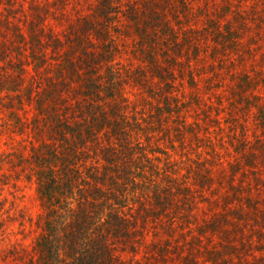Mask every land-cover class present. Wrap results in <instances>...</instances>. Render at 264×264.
<instances>
[{
	"label": "trees",
	"instance_id": "1",
	"mask_svg": "<svg viewBox=\"0 0 264 264\" xmlns=\"http://www.w3.org/2000/svg\"><path fill=\"white\" fill-rule=\"evenodd\" d=\"M102 7L105 18L116 13L108 1ZM83 22L64 41H43L35 24L28 39L16 32L15 61L0 48V264H122V253L137 262L143 246L151 248L146 263L169 264L204 199L185 179L199 193L210 188L199 161L180 173L170 154L186 133L197 137L184 116L187 102L175 95L172 70L157 59V51L168 59L159 41L142 39L140 31L146 64L120 67L107 27ZM190 61L185 75L194 84ZM128 86L145 96L131 101ZM187 101L200 102L193 95ZM21 183L33 188L35 216L19 206ZM148 225L157 238L149 245ZM206 251L211 259L217 254ZM255 260L242 264H264V256Z\"/></svg>",
	"mask_w": 264,
	"mask_h": 264
},
{
	"label": "rangeland",
	"instance_id": "2",
	"mask_svg": "<svg viewBox=\"0 0 264 264\" xmlns=\"http://www.w3.org/2000/svg\"><path fill=\"white\" fill-rule=\"evenodd\" d=\"M103 1L116 11L109 18L101 15ZM85 19L107 27L120 67L146 64L138 51L140 31L142 39L159 41V50L168 59L163 61L162 51H157V59L172 70L175 95L187 102L184 116L197 137L186 133L183 145L175 142L170 154L180 173L193 160L199 161L200 171L205 168L210 176V188L199 193L193 180L185 179L204 199L192 211L186 243L172 248L169 264H189L182 257L195 264H214L217 258H223L218 264H242L263 257L264 0H0V48L10 51L6 60L15 61L18 55L13 46L20 40L16 32L28 39L35 24L43 41H64L70 32H79ZM89 36L95 44L100 41L94 33ZM188 59L194 84L185 75ZM125 95L139 101L145 93L128 86ZM192 95L200 100L198 105L189 106L187 99ZM19 195V206L35 216L38 203L32 186L21 183ZM213 220L215 230L208 226ZM148 226L149 245L157 238ZM243 241L249 242L244 248ZM228 244L236 249L230 250ZM146 248L141 247L137 262L131 254L122 253V264H159L146 263L145 252L151 249ZM208 249L216 250L213 259Z\"/></svg>",
	"mask_w": 264,
	"mask_h": 264
}]
</instances>
